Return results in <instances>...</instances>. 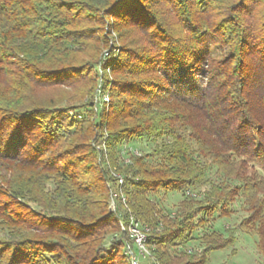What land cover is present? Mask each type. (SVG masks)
Wrapping results in <instances>:
<instances>
[{
	"label": "trees",
	"instance_id": "1",
	"mask_svg": "<svg viewBox=\"0 0 264 264\" xmlns=\"http://www.w3.org/2000/svg\"><path fill=\"white\" fill-rule=\"evenodd\" d=\"M130 17L147 25L143 37L118 61L112 51L102 59L110 42L99 28L135 29ZM106 71L117 76L109 106L98 102ZM58 87L85 100L44 106L39 94ZM147 141L151 153L128 148ZM222 156L264 183V0H0V162L25 174L0 184V264H133L132 220L157 250L141 264H174L161 250L182 258L199 240L194 264H208L238 231L264 257V192L209 180L207 161ZM204 185L180 217L155 202ZM239 199L249 215L216 229Z\"/></svg>",
	"mask_w": 264,
	"mask_h": 264
},
{
	"label": "rangeland",
	"instance_id": "2",
	"mask_svg": "<svg viewBox=\"0 0 264 264\" xmlns=\"http://www.w3.org/2000/svg\"><path fill=\"white\" fill-rule=\"evenodd\" d=\"M149 3L150 2H147L146 4L143 3V7L145 8L149 7ZM171 18L173 19V16H171ZM127 19H129L131 22H135L137 18L130 17ZM115 21L116 20L114 18L110 19V23H114ZM173 22L177 23V20H173ZM143 23L144 22H142V24H140V22L138 21L135 22V24H133L132 26L135 29L122 28L121 24L116 26V30H115V27L113 28L111 27L112 29H110V27H108L107 25H103L102 27H100L99 29L103 31L101 32V36L104 32L108 33L107 37H109V42H110V46L105 47L103 49V54L101 58L103 59L104 57L108 55L109 52L112 51L114 54L111 53V55L116 59L115 62L118 61L119 58L121 57L123 47L131 48L129 45L131 40L136 39V37H143V35L140 32H138V30L142 28H147V25H144ZM118 29H121V30L119 31ZM122 37H124V39L126 40H123ZM225 52L227 54L234 53V51H232L231 45L226 46ZM205 69L206 71L208 70L207 68ZM210 71L213 72L211 69ZM100 72L102 74V71ZM116 77L117 76L113 72L106 71L105 77L101 76L98 78V81L104 80L105 82H107V90L104 96L106 95L108 100H105V99L103 100V103H107L106 104L107 106L112 104V99L109 94L114 89V83L116 81ZM145 77H148V76H145ZM142 79L143 77H137L132 80L143 81ZM142 86L146 87L147 89H150L148 87V84L147 85L143 84ZM259 93L260 92L257 89L253 91V95L254 94L257 95ZM39 96L42 98V100L45 101L43 102L44 106H48V103H50L49 101L51 99H52V102L54 101L58 106L59 105L60 106L72 105V104H75L81 101L83 102V100H85V98H83V100L80 101V95L73 89L66 88V87H58V88H54L51 90H47L45 92L40 93ZM255 99H259V97L257 98L256 96ZM251 101H252V98H251ZM253 103L255 104V102H252V104ZM173 106L178 112L182 114L188 115L189 113L190 114L193 113L191 110H188L175 103L173 104ZM191 139H192L191 137L188 138V141L190 142V144L193 143ZM154 147L155 145L152 142L147 141V142H134L128 148L129 150H132L135 154L136 153L139 154V153H151L154 150ZM104 149L106 148L104 147ZM219 161H220L219 166H215L214 164H212L211 161H207V164L210 167V170L207 172L206 175L209 180L211 179L220 180L221 178L226 179L227 177L228 178L230 177L231 187L233 188H235L236 186H241V187L257 186L260 191L264 192V183L260 184V182H258L255 179L253 173L249 169H247L244 165L230 164L226 160H224L223 156L220 158ZM24 175L25 174H22V173L20 174L19 171H17L16 169H13V167L10 168L6 164H2V162H0V184H2L4 189L8 190L10 188V185H13L15 182L17 183L19 182L20 184H23L25 180ZM51 188H52V184L49 183L46 187V190H44V192L49 191ZM209 189H210L209 186L204 185V186L196 188L195 190H191V192H189V194L191 195L190 198L188 197L189 195H184L180 193H165L164 194V192H162L157 195L155 202L157 203L158 207L160 206L164 209L165 214L168 213L171 215H174V214L179 215L180 209H181L180 205L183 202H190V200H195L198 202L203 201L205 198L204 194L207 191H209ZM18 201L21 202V200H18ZM23 202L24 201L22 200V203ZM25 202L27 203L28 201L25 200ZM30 208L33 209L35 208V206L33 204H30ZM235 209L237 210L236 214H234L229 219L219 220L216 223V229H218L219 231H223L224 226L238 225L245 217L249 215V212H248L249 206L242 205L241 199H239V201L237 202ZM185 213L187 212L185 211ZM180 216L181 214L179 215V217ZM195 217H196V213L194 212L191 218L193 219ZM133 223L136 224L135 229L139 231L140 233H142V231L140 230V225L134 222V220H132V224ZM161 225H163V223ZM160 232H163V230L160 229ZM197 234L202 235L203 230L198 229ZM236 237H237V240L233 246L229 247L226 250H218V251L210 253L208 264H262L263 263L264 257L257 250V238L256 237L245 234L243 233V231L236 232ZM144 243L142 246H139L137 244L138 245V250H137L138 256H136V259L138 261V264H141L142 260H146L147 255L153 256L154 258L158 256L156 254L157 250L155 251V249L146 248L144 246ZM184 249H185L184 251L187 252V256L184 255L182 258H177L173 250L171 251L166 250L164 252H162L161 250V253H162L161 255H165V258H170V260L174 264H177L179 261L180 262L182 261L183 264H186V263L194 264L200 261L201 256L204 253V246L200 240L189 243ZM178 253L181 254L180 251Z\"/></svg>",
	"mask_w": 264,
	"mask_h": 264
},
{
	"label": "built area",
	"instance_id": "3",
	"mask_svg": "<svg viewBox=\"0 0 264 264\" xmlns=\"http://www.w3.org/2000/svg\"><path fill=\"white\" fill-rule=\"evenodd\" d=\"M101 98H102V100L101 99H99L98 100V102H102L103 103V100L105 99V100H108V98L106 97V95L104 96H101ZM107 102V101H106ZM136 154H138V153H136ZM121 183H122V180L120 181ZM135 223H133L132 225H131V232H132V234H133V237L136 239V242H137V244L139 245V246H142L143 245V243L146 241V237H145V235H143L142 233H140L139 231H137L136 229H135ZM129 253L131 254V255H133V253L129 250ZM133 260H134V262H133V264H138V261L136 260V258L134 257L133 258Z\"/></svg>",
	"mask_w": 264,
	"mask_h": 264
}]
</instances>
